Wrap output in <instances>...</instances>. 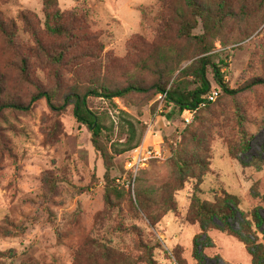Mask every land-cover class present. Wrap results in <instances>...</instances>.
Masks as SVG:
<instances>
[{
	"label": "rangeland",
	"instance_id": "rangeland-1",
	"mask_svg": "<svg viewBox=\"0 0 264 264\" xmlns=\"http://www.w3.org/2000/svg\"><path fill=\"white\" fill-rule=\"evenodd\" d=\"M55 2L62 13H85L86 33L98 49H75L58 65L51 64L39 48L53 52L66 41L46 34L41 1L0 0V23L6 32L12 31L10 45L0 33L1 102L25 106L37 90L55 89L54 102L59 104L69 91L83 92L93 84L124 85L136 79V71L148 85L153 76L136 69V56L144 58L146 53L136 49L137 35L161 52L173 47L169 67L182 59L168 84L180 69L202 57H191V41L174 39L173 26L168 41L156 39L157 0H131L130 14H117L124 26L105 7V0ZM199 2L212 10L222 2L231 12L203 56L219 67L232 93L220 92L187 125L180 117L165 123L169 108L151 90L112 103L86 97V106L101 118L104 145L121 148L116 143L125 140L127 120L136 137L142 134L141 140L151 126L153 148L161 156L139 170L129 195L120 191L118 199L110 197V208L103 201L101 161L87 128L75 121L70 101L58 112L50 111L42 98L26 111L0 109V264H144L141 246L150 248L154 264H250L243 244L234 237L214 229L200 237L197 224L190 221L189 205L193 187L206 203L225 192L239 201V213L230 220L233 230L239 231L241 219L249 221L256 208L264 222V0ZM171 7L183 8L182 1L171 0ZM21 13H27V22ZM200 32L198 24L192 34ZM205 77L209 87L217 89L209 66ZM149 142L148 133L144 145ZM174 153L186 161L202 159V176L189 178L196 172L188 171L195 170L190 164L178 172L171 160ZM127 154L114 156L109 172L118 189L128 178L123 171ZM255 234L264 246V236ZM100 246L114 258L103 261Z\"/></svg>",
	"mask_w": 264,
	"mask_h": 264
},
{
	"label": "trees",
	"instance_id": "trees-1",
	"mask_svg": "<svg viewBox=\"0 0 264 264\" xmlns=\"http://www.w3.org/2000/svg\"><path fill=\"white\" fill-rule=\"evenodd\" d=\"M40 1L41 12L44 17L43 26L46 34L55 37L56 39L66 41L58 46V49L53 52L44 50L40 47L39 49L46 61L58 65L61 62L62 57H65L72 50L82 49L85 51L84 48H90L92 50L98 49V45L94 38L91 34L86 33L85 13H72L68 15L56 9L55 0ZM181 1L183 8H172L171 0H157V4L160 7L156 19L157 25H155L153 30L154 36L160 42L168 41L169 38L167 34L173 26L174 39L177 41H191L193 43L191 57H202L195 59L192 65L180 69L169 84V80L173 73L177 71L178 64L182 59L179 62L174 61L173 66L169 67L168 63L170 61V53L173 51V47L169 46L165 52H161L158 48L154 47V45H149V43L143 41L142 37L137 35L136 49L140 48L139 50L142 55H144L145 52L146 53L144 58L136 56V69L141 72H146L145 74L150 78L153 76V80L151 79L152 81L148 85L140 82L136 71V79L132 78L133 81H128L124 85L107 88L105 86H97L93 84L83 92H81L82 90L69 91L63 96L59 104L54 102L56 100L55 89L46 91L37 90L30 97L28 104L25 106L9 101H0V109L26 111L31 103L42 98L48 109L53 112L62 111L66 107L67 102L70 101L72 104V115L75 121L87 128L90 134L91 147L98 154L101 161L103 169V201L106 208L111 207V196L118 199L120 197V191H125L129 195L128 190L123 188L118 189L114 183V179L109 175V172L113 167V158L124 152H129L134 147L138 146L142 134L139 133L136 137L133 125L129 121L123 120L126 126L125 140L123 143H116L118 146L121 145V148H113L115 145L112 143L107 147L101 141V136L104 130L100 121L101 118L86 106V97H101L112 103V99L116 98L123 100L128 95H143L150 90L152 91V96L165 93L164 102L166 108H169V111L164 116L163 121L169 123L172 117H180V113L183 110L195 109L197 105L203 101V95L206 94L210 88L205 77L206 66H209L212 71V79L219 90L218 95H220V92L222 95L232 93L222 82L219 67L211 63L207 55L203 56L209 53L212 48L211 41L217 37L224 18L231 15L230 10L225 8L222 2L218 3L216 10H212L203 7L199 0ZM26 15L27 13L20 14V17L24 22H27ZM198 24L200 25L201 32L197 35H193L192 32L196 29ZM0 33L4 36L7 45H10L12 31L10 30L9 32H6L3 25L0 23ZM139 50H136V53H138ZM20 65V74L24 79L26 70V62L24 59L20 61ZM167 85L168 87L166 88ZM218 97L219 96H217V98ZM213 102L206 103L203 107L196 109L193 118L199 110L206 108ZM119 113L123 117H128L125 112L119 110ZM239 135H242L241 131L239 132ZM171 158V160L174 161V167L178 172L183 171V168L185 169L190 164L193 165L195 170L189 168L188 171L196 172L190 174L189 178H200L202 176V172L200 173L202 165L204 164L202 159L197 157L196 159H192L193 161H190V159L189 161H186L184 157L181 159L175 157V153L172 154ZM198 193L199 190L196 187H193L189 205V217L190 221L197 224L200 229V237L203 231L208 229H214L227 236H232L243 244L245 251L249 256L250 264H264V246L257 243L255 234V232H258L261 236H264V222L258 216V208L251 211L249 214V221L241 219L242 221L239 231H235L231 227L230 220L233 219L235 214L239 213L237 209L239 206L238 199L234 195L221 192L219 195L220 197L213 203H206L199 199L197 196ZM214 221H216L217 224H214ZM196 238H198V236H196ZM194 241L192 244V250L194 249L195 251L196 244ZM141 247L145 249L144 264H154L150 248L146 250L144 246ZM100 250L101 259L103 261H109L110 258H114V254H111V252L104 246H100ZM191 256L197 261L193 254ZM91 264L97 263L92 261Z\"/></svg>",
	"mask_w": 264,
	"mask_h": 264
},
{
	"label": "built area",
	"instance_id": "built-area-1",
	"mask_svg": "<svg viewBox=\"0 0 264 264\" xmlns=\"http://www.w3.org/2000/svg\"><path fill=\"white\" fill-rule=\"evenodd\" d=\"M219 90L209 88L207 93L203 95L202 100L195 109H185L180 113V119L183 124H189L191 122L192 116L196 109L203 107L206 103L213 102L218 96ZM165 93L158 94L157 99L164 100ZM150 127L148 126L143 139L140 144L130 150L123 162V171L125 176H127V180H125L124 184H122L125 190L131 192L132 181L136 174L146 166L150 161L160 159V152L155 150L153 146L144 145L143 141L146 133H149L150 136L154 137L155 135L150 131Z\"/></svg>",
	"mask_w": 264,
	"mask_h": 264
},
{
	"label": "crops",
	"instance_id": "crops-1",
	"mask_svg": "<svg viewBox=\"0 0 264 264\" xmlns=\"http://www.w3.org/2000/svg\"><path fill=\"white\" fill-rule=\"evenodd\" d=\"M130 1L131 0H124L121 4L120 3L115 4V0H105L104 5H105V7L107 6L109 8L111 15L113 17H115L118 21H120V25L124 26L125 24H124L123 20L117 14L120 12V10L122 13L130 14V12H131V7L129 5ZM132 11H134V10H132ZM132 15H133V13H132ZM147 136H148V133H146L144 141H145ZM149 138H150V142L145 144V145L153 146L154 141L152 140L153 137L150 136V134H149ZM144 141H143V143H144Z\"/></svg>",
	"mask_w": 264,
	"mask_h": 264
}]
</instances>
